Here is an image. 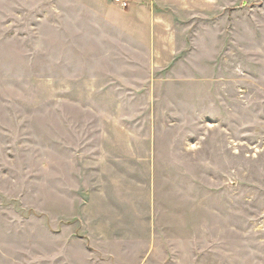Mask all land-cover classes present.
Returning <instances> with one entry per match:
<instances>
[{
	"label": "rangeland",
	"instance_id": "374dc122",
	"mask_svg": "<svg viewBox=\"0 0 264 264\" xmlns=\"http://www.w3.org/2000/svg\"><path fill=\"white\" fill-rule=\"evenodd\" d=\"M98 1L0 0V264H264V0Z\"/></svg>",
	"mask_w": 264,
	"mask_h": 264
},
{
	"label": "crops",
	"instance_id": "0c3cea01",
	"mask_svg": "<svg viewBox=\"0 0 264 264\" xmlns=\"http://www.w3.org/2000/svg\"><path fill=\"white\" fill-rule=\"evenodd\" d=\"M181 2L182 0H168L167 4L179 5ZM98 3L102 4V0H99ZM129 5H131V8L128 12H117L115 21L122 22L128 18V25H130V29L132 30L131 34L134 35L136 39L138 38L137 43L140 49L145 48V52L152 53L153 50L150 40L153 38L152 29L154 30L155 20L150 8V0H129Z\"/></svg>",
	"mask_w": 264,
	"mask_h": 264
},
{
	"label": "built area",
	"instance_id": "2783aa9c",
	"mask_svg": "<svg viewBox=\"0 0 264 264\" xmlns=\"http://www.w3.org/2000/svg\"><path fill=\"white\" fill-rule=\"evenodd\" d=\"M117 1L120 2L123 5H126L127 4V1L126 0H117Z\"/></svg>",
	"mask_w": 264,
	"mask_h": 264
}]
</instances>
